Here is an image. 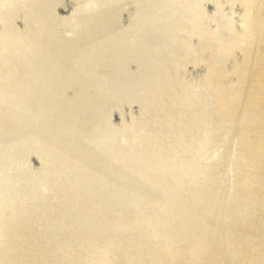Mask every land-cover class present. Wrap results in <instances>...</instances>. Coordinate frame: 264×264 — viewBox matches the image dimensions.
Segmentation results:
<instances>
[{
	"label": "water",
	"instance_id": "1",
	"mask_svg": "<svg viewBox=\"0 0 264 264\" xmlns=\"http://www.w3.org/2000/svg\"><path fill=\"white\" fill-rule=\"evenodd\" d=\"M0 264H264V0H0Z\"/></svg>",
	"mask_w": 264,
	"mask_h": 264
}]
</instances>
